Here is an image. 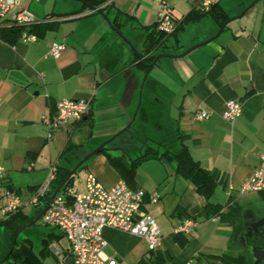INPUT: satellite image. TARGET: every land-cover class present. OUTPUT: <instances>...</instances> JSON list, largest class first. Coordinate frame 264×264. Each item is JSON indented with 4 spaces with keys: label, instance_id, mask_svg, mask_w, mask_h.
Masks as SVG:
<instances>
[{
    "label": "crops",
    "instance_id": "1",
    "mask_svg": "<svg viewBox=\"0 0 264 264\" xmlns=\"http://www.w3.org/2000/svg\"><path fill=\"white\" fill-rule=\"evenodd\" d=\"M166 1L176 23L191 10L201 11L199 0ZM216 1L229 17L250 0L240 1L237 7L211 0ZM40 2L27 0L25 8L30 10L33 5L39 14ZM103 5L55 0L49 8L44 5L39 16L33 13L38 20L31 28L35 41L9 44L0 39V164L5 171L0 207L4 190L17 189L24 202L21 211L32 213L34 208L27 201L46 182L50 168L58 164L71 168L76 163L75 156L62 155L68 138L78 134L77 140L83 137L84 143L92 146L108 139L129 121L139 91L136 116L124 141L135 135L155 146L176 134L177 143L184 144L201 167L221 175L223 185L215 187L209 201L239 200L241 183L252 175L259 155L264 154V4L254 12L249 9L244 22L231 24L235 27L229 26L230 32L222 40L198 47L182 58L160 63V57L147 72L132 62L133 52L110 31L99 11L110 19L123 12L129 20L119 29L133 45L139 31L136 27L155 22L154 3L110 0ZM219 26L210 14L188 21L176 34L177 40L167 41L169 48L164 53H178L212 36ZM53 41L65 46L58 58L47 54ZM231 98L240 101L241 113L227 121L222 111L224 102ZM61 99L87 100L89 110L84 117L89 119L49 131L43 117L52 113ZM199 109L208 116L195 119ZM150 132L154 135L149 136ZM131 148L126 147L134 156L137 150ZM109 153L91 157L81 186L69 191L70 196L84 191L88 173L106 188L118 179L131 188H142L146 193L144 210L155 219L162 235L156 250L167 256L164 264H182L188 259L194 264H210L208 254L227 249L230 227L201 212L205 198L192 182L175 172L172 161L148 158L131 173L122 169L120 161H111L110 156L120 154V150ZM72 186L73 181L69 188ZM218 192L223 202L216 199ZM150 195L155 196L154 201L149 200ZM0 218L4 217L0 214ZM186 218L195 220V226L189 234L176 233ZM102 236L106 241L103 253L113 255L117 264H136L149 255L146 242L128 232L105 228ZM49 250L56 260L51 264H67V242Z\"/></svg>",
    "mask_w": 264,
    "mask_h": 264
},
{
    "label": "built area",
    "instance_id": "2",
    "mask_svg": "<svg viewBox=\"0 0 264 264\" xmlns=\"http://www.w3.org/2000/svg\"><path fill=\"white\" fill-rule=\"evenodd\" d=\"M110 0H104L103 6ZM156 7V29L170 34L174 31L176 21L171 14V8L166 0H151ZM211 0H199V9L207 11ZM38 22L35 15L27 8H16L15 0H0V29L6 25L21 27L18 36L21 42H32L37 39L31 30ZM65 46L59 42H51L47 54L58 58ZM89 110V102L84 99H61L56 102L52 113L43 117L48 130L73 124L82 119ZM241 113V103L236 99L224 102L222 117L231 121ZM208 113L199 109L195 111V119H204ZM31 168V164L27 169ZM55 167L49 171L46 182L29 198L27 204L36 206L49 191L50 181L54 177ZM4 168L0 164V186L4 181ZM231 189V187H229ZM264 189V154L258 157L252 175L243 181L239 193L258 192ZM146 193L142 188H131L124 180L118 179L113 185L104 187L92 173L84 180V191L75 193L68 199L63 194H57L46 201L44 212L40 216L43 225L55 228L65 238L69 257L67 264H117L113 255H106L102 249L106 244L102 236L105 228H113L140 237L146 242L149 251L156 250L161 244V232L155 219L144 210ZM0 214L8 216L24 205L19 193L13 189H5ZM154 201L155 196L150 195ZM213 220H218L214 216ZM195 226V220L186 218L175 230L176 233L189 234ZM167 264H173L168 262ZM182 264H193L188 259Z\"/></svg>",
    "mask_w": 264,
    "mask_h": 264
},
{
    "label": "trees",
    "instance_id": "3",
    "mask_svg": "<svg viewBox=\"0 0 264 264\" xmlns=\"http://www.w3.org/2000/svg\"><path fill=\"white\" fill-rule=\"evenodd\" d=\"M82 1L95 6L104 2V0ZM102 9L104 8H101V10ZM205 14H210L219 25L228 18L219 2L216 1L212 2L209 9L205 12L198 10L189 11L179 19V21L177 20L175 29L170 34L157 30L155 22L149 25H140L136 27L139 31L134 36L133 46L137 50V53L133 55L132 62H136V64L143 66L146 70L150 69L157 63L159 58L157 59L156 56L158 53L165 52V48L168 47L167 41L170 38L177 40L176 34L183 28L184 24L188 21H194ZM120 18H123V22L120 21ZM128 20L129 18L126 17L123 12H117L113 19V24L119 29L121 24L124 25ZM20 31L21 27L19 26H3L0 29V39L9 44H13L18 39ZM175 50H177L176 47L174 52ZM88 119L89 118H82L75 123L82 124ZM130 129L131 127L117 136L110 144L102 148L100 152H105L107 155H111L109 153L110 150H120V154L110 156L112 157L111 161L113 159L120 161L121 164H123L122 169L131 173L141 161L148 158H165L168 161H172L175 166V172L192 182L196 191L205 198L206 202L203 205L201 212L207 217H218L220 222H223L230 227L227 249L219 254H208L207 257L211 260L210 264H249L243 255L235 254L234 252V249L237 248L239 237L245 228L243 221V210L245 205L241 204L237 199H229L224 203H212L209 201L215 187L219 184L223 185L221 175L214 170H207L201 167L200 164L191 157L185 145L181 142L177 143L178 138L176 134H173V139L165 137L162 140L157 141L155 146H152L147 142V139L135 135L128 137L127 140L124 141L123 138L130 133ZM166 135L172 134L168 133ZM119 139L123 141L122 144H119ZM175 142L177 144L173 145ZM170 143L173 146L171 145L170 147ZM80 145L81 143H74L68 138L63 147L62 155L72 153L77 150ZM126 147H135L137 150L135 155H130ZM131 149L134 150L133 148ZM77 161L78 158L76 157V162ZM85 166L86 164H82L76 171ZM69 170L70 168L65 165H57L54 177L49 184V191L44 195V198L40 200L38 205L32 206L34 208L32 213L25 214L20 208L16 212L4 218H0V226H3L4 232L0 239V261L3 259V262L8 261V264H44V257L51 254L49 250L50 243L52 240L62 237V234L55 228H50L45 237L41 239L39 249L35 251L29 239H19V230L41 211L45 206L46 201L50 199L51 192L61 184ZM75 172L69 177L61 191L58 193L65 195L68 199H71V196L68 194V188L72 184ZM15 191L18 192L17 189ZM259 195L264 199V191H259ZM12 244L13 247L11 248ZM5 255L7 256L4 258ZM167 259L168 258L164 252L154 250L149 251V255L146 258L140 259L136 264H164Z\"/></svg>",
    "mask_w": 264,
    "mask_h": 264
},
{
    "label": "rangeland",
    "instance_id": "4",
    "mask_svg": "<svg viewBox=\"0 0 264 264\" xmlns=\"http://www.w3.org/2000/svg\"><path fill=\"white\" fill-rule=\"evenodd\" d=\"M21 1H22V4H21ZM21 1L20 0H16L15 6L16 7L19 6L20 8H25L26 4H27V0H21ZM41 1H42V2H40V3H42V5L40 6L41 12L39 14H38V12H34L33 8L35 6H33V5L31 6V9L29 11H31V12L33 11L32 13H34V14L39 16L42 13L43 8L45 7L44 5H46V8L47 7L49 8L50 6H52V4L54 3L55 0H41ZM240 1H242V0H223L222 4H223L224 7L231 6V5H236V7H237L238 3ZM250 1H252V0H250ZM244 2H245V0H244ZM249 2H247L244 6H246ZM43 3H44V5H43ZM59 4H60V2H59ZM262 4H264V0H258L253 5V7L250 8V10H251L250 12H254V10L260 8ZM244 6L241 8V10L244 8ZM239 12H237L235 14H231L229 17L235 16ZM246 18H247V15L245 13L241 17L230 21L228 23V27H226L224 29L223 33L221 32V36L220 35L217 36L215 39H213V41L209 42V44L215 42V40H216V42L218 40H222L224 38L225 34L230 32V29H229L230 27L229 26H231L232 28L235 27V25H231V24H237L239 22H244L246 20ZM204 46H208V43L205 44ZM204 46H202L200 48H205ZM165 49H167V47ZM184 50L185 49H183L182 51H184ZM182 51H180V52H182ZM170 59L171 58L161 57L159 62L162 63V62H165L166 60H170ZM97 134H98V132L96 131V135ZM152 134L154 135V133H152V132L148 133L149 136H152ZM77 136H78V134H76L75 137H72L71 141L74 142V143H78V142L82 143V146L80 148H78V149H80V150H78L79 152L80 151H88V150H90L93 147L92 146L93 144L84 143V138L83 137H81L79 140H77ZM118 142L122 143L123 141H121L119 139ZM89 160L86 163H88ZM84 174H85V167H83V168H81V169H79L78 171L75 172L74 178H73V186L71 188H68V192L69 191L73 192V191H75L76 188L81 186V184L83 182V179H84ZM216 199L221 201V202H223L222 193L218 192L217 196H216ZM238 199H239L238 201L241 204L245 205V207H244L245 211L248 210V209L252 210V211H255L257 209H261L262 208V201H261V198H260V196L258 195L257 192H246L244 194H241L238 197ZM49 229H50V227H48L46 225H43L40 220H37V222L35 224L25 226V227H23L22 229L19 230V239H21V238L29 239L31 241L32 245H33V249L35 251H37L39 249V247H40L41 239L43 237H45V235H46V233L48 232ZM3 233H4L3 232V226H0V239H1L2 235H3ZM61 245H66V240H65V238L63 236L52 240V242L50 243L49 247L57 248V247H60ZM43 260H44L45 264H51V263H55L56 262V260H55V258H54V256L52 254H49L48 256H45ZM2 264H8V261L7 262H3ZM200 264H201V262H200Z\"/></svg>",
    "mask_w": 264,
    "mask_h": 264
},
{
    "label": "water",
    "instance_id": "5",
    "mask_svg": "<svg viewBox=\"0 0 264 264\" xmlns=\"http://www.w3.org/2000/svg\"><path fill=\"white\" fill-rule=\"evenodd\" d=\"M258 0H252L250 1L246 6H244V8L235 16H231L228 17L226 20H224L219 28L217 29V31L210 37L206 38L203 41L200 42H196L194 44H192L191 46L187 47L184 51L182 52H178V53H160L156 56V58H160V57H167V58H173V59H177V58H182L185 55H187L189 52H191L192 50L201 47L207 43H209L210 41H212L213 39H215L217 36H219L221 34V32L223 31L224 27L228 24V22L237 19L239 17H241L243 14H245L251 7H253V5L257 2ZM83 2V1H82ZM99 14L102 16V18L104 19L105 23L107 24V26L109 27L110 31L114 32L115 34H117V36H119V38H121L125 44H127V46L131 49V51L133 52V54L135 55L137 53V50L134 48V46L125 38V36L120 32V29H117L114 24H113V19H110L106 13L99 11ZM145 72H147L146 69H144ZM143 84V80L140 84ZM140 102V91H139V98H138V104ZM138 104L135 108V110L133 111L130 119L128 122L125 123V125L123 127H121L120 129L116 130L108 139L100 142L99 144L93 146L90 150L88 151H78L80 149H77L75 151H73L72 153H69V155H73L75 156V158H78V161L70 168L68 174L66 175V177L64 178V180L61 182V184L56 187L53 192L50 195V199L53 198L55 195H57L59 193V191L62 189L63 185L65 184V182L69 179V177L78 169V167H80L82 164H86V162L93 157L95 154L99 153L100 150L104 147H106L108 144H110L114 139H116L117 136H119L121 133H123L124 131L128 130L131 125L132 122L135 119L136 116V111L138 109ZM83 119H85V117H83ZM44 207L41 209V211L31 220L29 221L25 226L28 225H32L35 224L37 222V220L40 219V216L42 215V213L44 212ZM22 227V228H23ZM21 228V229H22ZM2 261V260H1ZM1 264V262H0Z\"/></svg>",
    "mask_w": 264,
    "mask_h": 264
},
{
    "label": "flooded vegetation",
    "instance_id": "6",
    "mask_svg": "<svg viewBox=\"0 0 264 264\" xmlns=\"http://www.w3.org/2000/svg\"><path fill=\"white\" fill-rule=\"evenodd\" d=\"M257 193L259 195V191ZM261 201V209L243 210L245 228L239 237L237 248L234 249L235 254L243 255L249 264H264V199L261 198ZM0 262L2 264L3 259Z\"/></svg>",
    "mask_w": 264,
    "mask_h": 264
}]
</instances>
